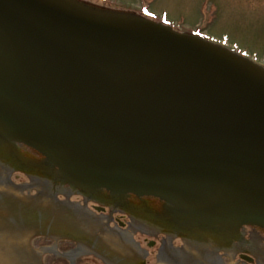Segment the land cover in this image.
Instances as JSON below:
<instances>
[{"label":"water","instance_id":"1","mask_svg":"<svg viewBox=\"0 0 264 264\" xmlns=\"http://www.w3.org/2000/svg\"><path fill=\"white\" fill-rule=\"evenodd\" d=\"M0 133L84 190L264 228V69L197 36L75 0H0Z\"/></svg>","mask_w":264,"mask_h":264},{"label":"rangeland","instance_id":"2","mask_svg":"<svg viewBox=\"0 0 264 264\" xmlns=\"http://www.w3.org/2000/svg\"><path fill=\"white\" fill-rule=\"evenodd\" d=\"M103 9H116L143 16V10L151 19L166 21L175 29L188 33H202L204 37L219 43L228 42L241 53L264 59V0H81ZM37 188L44 189L40 182ZM22 201H26L22 199ZM28 202V201H27ZM144 238H141L143 240ZM52 240L34 238V249L50 247ZM11 244L10 250L0 249V264H31L23 243ZM144 246H147L144 244ZM71 242H59L58 250L73 249ZM28 256V255H27ZM149 264H157L156 257H149ZM44 264H71L68 258L46 254ZM74 264H105L96 257H78Z\"/></svg>","mask_w":264,"mask_h":264},{"label":"flooded vegetation","instance_id":"3","mask_svg":"<svg viewBox=\"0 0 264 264\" xmlns=\"http://www.w3.org/2000/svg\"><path fill=\"white\" fill-rule=\"evenodd\" d=\"M13 150H17L16 147ZM39 156V154H36ZM36 156V158H38ZM42 170V168H41ZM14 177H24L19 173ZM65 187H68L67 185ZM101 203L89 202L92 207V218L100 223L112 225L111 231L128 238L130 231H135L138 236H144L143 243L147 245L144 249L134 246L135 257H187L185 243L176 239L170 241L168 234L164 233L163 221L168 217L166 204L161 199L149 196H138L128 194L114 196L107 191L96 195ZM81 205H85V198L81 197ZM98 208V209H97ZM145 220L146 222H142ZM174 233L171 230H166ZM149 239V241H148ZM228 247H222L219 257L224 261L236 264H264V230L255 226H244L233 235ZM52 255L61 257L57 253V247L52 248ZM211 250V249H210ZM216 250L209 252V257H218ZM63 257H70L71 261L83 257L84 249L77 246L62 252ZM94 257H109L98 255ZM148 260V259H147ZM233 260V261H232Z\"/></svg>","mask_w":264,"mask_h":264},{"label":"bare ground","instance_id":"4","mask_svg":"<svg viewBox=\"0 0 264 264\" xmlns=\"http://www.w3.org/2000/svg\"><path fill=\"white\" fill-rule=\"evenodd\" d=\"M0 205V228L5 226L6 229H0V249H5L7 252L10 250V245L19 244L22 242V238L12 236V231L9 230L10 224L18 222L22 215L20 214V210L16 207V204H18L17 201H1ZM44 211H47L49 215H44ZM28 216H34L39 218L42 222H45L52 226L57 227H63L67 230H72L75 232H91L94 228H96L94 222H88L83 218L82 215L74 214V213H62L55 211H49L48 209L41 208L37 211H34L32 213H29ZM40 223H36L34 227L40 226ZM88 226H91L90 229ZM205 243L204 245H200L201 247H198L194 249L195 253H201L204 259L208 255V252L205 248L208 246H211V240L209 238L204 239ZM99 246L103 249L108 250L109 252H113L116 255H120L122 258H139L134 257V251H132L127 245L119 239L117 236H113L110 234H104L103 238L99 240ZM185 257L181 258L182 261H179V264H185ZM188 258H196V257H188Z\"/></svg>","mask_w":264,"mask_h":264}]
</instances>
